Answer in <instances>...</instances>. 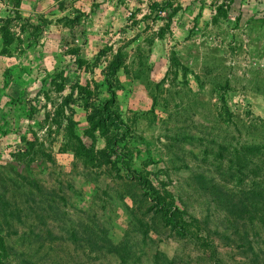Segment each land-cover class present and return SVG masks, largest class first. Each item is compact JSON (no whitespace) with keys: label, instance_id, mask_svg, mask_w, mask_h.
<instances>
[{"label":"rangeland","instance_id":"obj_1","mask_svg":"<svg viewBox=\"0 0 264 264\" xmlns=\"http://www.w3.org/2000/svg\"><path fill=\"white\" fill-rule=\"evenodd\" d=\"M0 262L264 264V0H0Z\"/></svg>","mask_w":264,"mask_h":264},{"label":"trees","instance_id":"obj_2","mask_svg":"<svg viewBox=\"0 0 264 264\" xmlns=\"http://www.w3.org/2000/svg\"><path fill=\"white\" fill-rule=\"evenodd\" d=\"M102 109L104 110V114H105L107 120L112 121L114 123H118V125H121L120 121L117 119V117L112 112L107 111V108L105 109V107H103ZM172 227L174 230H176L178 232H180V230H181L180 226L175 225L173 222H172ZM0 264H2V263L0 262Z\"/></svg>","mask_w":264,"mask_h":264}]
</instances>
